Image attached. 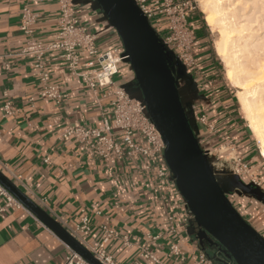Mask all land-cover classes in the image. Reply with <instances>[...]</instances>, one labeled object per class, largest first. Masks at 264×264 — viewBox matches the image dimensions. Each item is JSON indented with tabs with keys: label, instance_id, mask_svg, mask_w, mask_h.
Segmentation results:
<instances>
[{
	"label": "crops",
	"instance_id": "0c3cea01",
	"mask_svg": "<svg viewBox=\"0 0 264 264\" xmlns=\"http://www.w3.org/2000/svg\"><path fill=\"white\" fill-rule=\"evenodd\" d=\"M76 1L80 23L96 35L98 50L105 52L120 45L119 37L107 26L93 0ZM24 8L37 16L33 32L38 41L51 44L57 30L55 0H0V171L57 221L75 223L86 211L92 223L91 232L82 235L86 245H95L98 227L103 224L120 237H127L129 246L121 240H112L106 246L120 264H199L201 253L213 264H234L208 244L203 245V251L193 235L192 218L185 220L188 211L181 196L174 193L172 184L156 181L151 174L142 172L140 161L100 159L81 144L58 139L67 127L98 126L100 110L109 106L105 90L88 89L79 76L93 77L98 70L97 66H84L87 57H81L78 75L74 76L58 52H48L46 69L50 81L67 98L60 105L38 98L32 106L27 104L28 98H36L40 86L34 58L19 56L27 41L19 30ZM158 20L162 22L158 31L163 34L164 19ZM188 22L196 37L195 71L191 76L198 96L208 101L207 113L213 124V131L203 134L228 139L224 137L225 123L231 131H240V127L231 107L224 102L229 92L223 84L219 62L210 48L201 16L192 12ZM4 63L10 65L9 71L3 69ZM132 77L128 65L121 63L114 81L128 85L131 94L138 97ZM6 102L17 108L13 116H3ZM45 159L49 162L45 163ZM5 203L0 197V264H63L68 247L26 209L5 208ZM95 212H100V216H95ZM165 212L174 218L173 232ZM173 243L179 249V257H168ZM144 249L155 261L140 257Z\"/></svg>",
	"mask_w": 264,
	"mask_h": 264
},
{
	"label": "water",
	"instance_id": "95a60500",
	"mask_svg": "<svg viewBox=\"0 0 264 264\" xmlns=\"http://www.w3.org/2000/svg\"><path fill=\"white\" fill-rule=\"evenodd\" d=\"M93 2L121 41L122 63L132 72L139 92L136 98L162 139L169 179L174 181L192 216L193 235L199 245L203 251L204 244L216 248L234 264H264V237L243 219L228 199L234 187L263 203L264 193L259 185L243 184L233 169L223 172L217 168V160L200 143L192 107L205 108L208 101L198 96L193 77L164 45L135 0ZM72 4L76 8L77 1L72 0ZM116 86L131 95L128 85L116 83ZM184 86L190 91L188 99L181 97ZM0 186L86 264H100L85 246L1 171Z\"/></svg>",
	"mask_w": 264,
	"mask_h": 264
},
{
	"label": "built area",
	"instance_id": "2783aa9c",
	"mask_svg": "<svg viewBox=\"0 0 264 264\" xmlns=\"http://www.w3.org/2000/svg\"><path fill=\"white\" fill-rule=\"evenodd\" d=\"M58 9L57 30L52 43L46 45L34 37L33 26L37 16L29 9L24 8L20 18L19 30L27 38L24 48L19 56H31L34 58V68L37 72L39 92L35 97L26 100L27 104L33 105L35 100H48L60 105L67 96L60 90L59 86L50 81V75L46 69V56L48 52L56 51L64 61L67 70L72 75H78L81 57H87L86 68L98 67L93 77L79 75L84 85L91 90H105L104 98L109 100L108 108H102L100 124L96 127H67L63 129L58 139L64 142L74 141L85 146L100 159H115L123 161L130 159L141 163L140 170L151 174L156 181L168 182L174 186V193L180 195L173 180L169 179V170L164 160L162 139L154 124L145 114V107L139 99L131 97L125 89L117 87L114 78L118 75V66L122 63L123 46L114 47L108 51L101 52L96 46V35L89 32L88 28L80 23L72 0H55ZM137 6L143 12L157 35L163 40L164 45L173 52L178 62L184 67L187 74L192 75L195 71L194 44L195 32L190 27L188 18L193 12L191 0H135ZM163 18L165 32L161 34L158 26ZM116 33L113 29H111ZM5 71L10 70V65L3 64ZM196 124L201 129L197 138L202 142L203 133L213 131V124L208 120L199 107H192ZM17 112V108L6 102L3 106V116L10 117ZM45 163L49 160L45 159ZM246 170V165L238 161L234 173L239 177ZM254 183V182H252ZM255 185H259L254 183ZM0 197L6 201L5 208L23 209L5 189L0 186ZM188 211V210H187ZM100 216V212H95ZM165 219L173 232L174 218L171 213H164ZM192 218L189 211L185 220ZM58 219V218H56ZM57 221V220H56ZM71 236L80 242L92 254L100 264H120L116 262L107 252L106 246L112 240H121L124 246H129L127 237H120L110 226L103 224L98 227L99 238L95 245L90 247L82 240V235L91 232L92 223L90 215L82 211L79 220L72 223L67 220L57 221ZM149 238V236H147ZM156 239L153 238L152 240ZM69 250L63 264H86L72 250ZM179 249L176 244L169 247L168 257H179ZM140 257L152 259L149 252L144 249ZM199 264H213L204 254L198 256Z\"/></svg>",
	"mask_w": 264,
	"mask_h": 264
},
{
	"label": "bare ground",
	"instance_id": "6f19581e",
	"mask_svg": "<svg viewBox=\"0 0 264 264\" xmlns=\"http://www.w3.org/2000/svg\"><path fill=\"white\" fill-rule=\"evenodd\" d=\"M244 120L264 161V0H200Z\"/></svg>",
	"mask_w": 264,
	"mask_h": 264
},
{
	"label": "rangeland",
	"instance_id": "374dc122",
	"mask_svg": "<svg viewBox=\"0 0 264 264\" xmlns=\"http://www.w3.org/2000/svg\"><path fill=\"white\" fill-rule=\"evenodd\" d=\"M191 2L192 7L194 8L193 12L198 13L199 16H201L202 21L205 23L204 15L201 12L200 0H191ZM206 27L208 28L207 25ZM208 38L210 48L212 49L215 58L219 63H221L222 67H220V71H224L223 64L214 51V41L218 39V34L212 33L208 28ZM193 58L195 63V57ZM230 87L233 89V96L237 102V89L233 88L231 85ZM237 106L240 114H242L238 102ZM243 121L246 124L248 132L251 134L244 117ZM253 140L256 148L255 150L259 155L258 143L254 137ZM220 142L221 143L218 144V147L213 145L211 150H207L217 160V168H220V170L223 172L231 169L235 170L238 161H240L241 165H246V170L243 169V172L239 176V180L245 185H248L252 182L259 184L261 191L264 193V161L260 158V156H256L254 152L251 153L249 151L247 152L246 150H244L246 152H241L229 138L223 140L221 139ZM248 153H250V156L247 159ZM228 197L235 203L236 210L243 217V219L264 237V203L254 199L245 191H242V189L237 187H234L232 191L228 193Z\"/></svg>",
	"mask_w": 264,
	"mask_h": 264
},
{
	"label": "trees",
	"instance_id": "16d2710c",
	"mask_svg": "<svg viewBox=\"0 0 264 264\" xmlns=\"http://www.w3.org/2000/svg\"><path fill=\"white\" fill-rule=\"evenodd\" d=\"M203 24H204V26L208 32V28L206 27L204 22H203ZM219 66L222 67L221 63H219ZM220 74H221V77L223 78V84L229 92L228 99L226 101L224 100V102H227V104L231 107V109L234 113V116L236 118V122L240 127V129H239L240 131H231V126L228 123H225L223 129L225 131V134H227V136H224V137H228L229 139H231V141L234 143V145L241 152L246 150L247 152L248 151L251 153L254 152L256 154V156H259L258 152H256V150H255L256 148L254 145L253 136L248 132V130L246 128V124L243 121L242 114H240V112L238 110L237 102L233 96V89L228 84V81L225 78V74H224L223 70L220 71ZM207 109H208L207 106L205 108H200V110L204 114H206L208 120L211 122V119L207 113ZM220 141H221V139L219 137L215 136L214 134H210V135H206V134L204 135L203 134L201 144L204 145L205 150H211V147H213V145L218 147V144L221 143ZM246 151H244V152H246ZM249 156H250V153L247 154V159L249 158ZM228 199L230 200L233 207L236 209L235 203L229 197H228Z\"/></svg>",
	"mask_w": 264,
	"mask_h": 264
},
{
	"label": "flooded vegetation",
	"instance_id": "af4514ba",
	"mask_svg": "<svg viewBox=\"0 0 264 264\" xmlns=\"http://www.w3.org/2000/svg\"><path fill=\"white\" fill-rule=\"evenodd\" d=\"M180 85V84H179ZM130 91V89H128ZM131 93V92H130ZM132 95V94H131ZM190 95V91L187 90L184 86V88H181V97H183L184 99H188Z\"/></svg>",
	"mask_w": 264,
	"mask_h": 264
}]
</instances>
